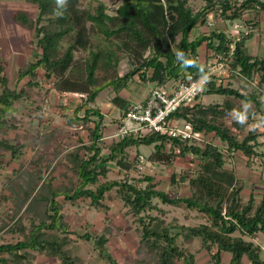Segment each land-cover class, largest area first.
<instances>
[{
  "label": "trees",
  "instance_id": "16d2710c",
  "mask_svg": "<svg viewBox=\"0 0 264 264\" xmlns=\"http://www.w3.org/2000/svg\"><path fill=\"white\" fill-rule=\"evenodd\" d=\"M28 1L36 5L35 19L32 20L25 13H18L15 19L34 28L40 54L33 62L18 69L17 80L28 77L27 85L38 84L37 71L43 70V77L55 91L80 95L81 102L66 122H92L93 126L88 127L92 130L88 143L80 139L78 146L66 150L59 158L60 163L71 172L72 178L67 184L53 185L54 178L42 177L39 167L37 171L28 172L30 176L26 183L29 185L19 186L23 196L15 197L18 200L13 204L18 208L26 204L25 211H33L34 215L28 225L19 218L14 221L10 232H16L19 238L14 243L0 244V264L22 262L28 258L26 250L60 255L63 264H70L68 253L62 249L67 238L48 233V230L63 234L69 232L59 198L71 203L83 200L89 206L106 208L103 200L113 189L126 207V212L136 218L140 226L139 244L146 247L154 264H175L176 261L196 264L195 253L182 244L193 239L200 240L199 250L209 254L211 264H223L224 253L229 255L227 264H245L244 259L250 264H264L260 256L261 247L254 242L259 234L264 238V180L259 202L253 191L243 200L242 180L233 168L225 166V156L229 154L242 155L247 166H251L253 157L262 156L257 150L261 145L259 133L252 129L239 139L224 122L235 111V100L253 103V111L246 112V118L255 114L264 118L262 95L243 93L212 79L207 82L202 94L223 96L222 102L205 105L198 101L193 106L182 105L170 114V118L185 120L194 132L212 134L225 144L223 148L212 141L199 146L187 138L164 132L121 134L105 146L101 142L103 135L98 132L104 115L93 105L100 90L112 87L115 94L110 102L118 108L120 117H124L134 102L119 93L134 75L144 83H150V87L156 85L164 88L170 81H185L205 74L208 55L201 60L198 54L202 44H205L206 51L212 53V57H219V61L227 63L232 76L240 75L251 80L256 75L258 85L264 87V56L251 55L248 51L247 41L254 35L252 29L236 37L222 30L211 29L190 39L191 31L206 24L208 14L214 9L218 8L222 17L233 21L251 9L264 11V0H202L204 5L197 11L192 9L188 0H120L113 13H109L102 2L91 9L89 5L84 6L81 0H66L63 7L57 0ZM95 37L102 39L96 42L93 40ZM80 52L86 54L77 56ZM119 53L125 55L131 64L123 75L118 71ZM0 83L2 169L6 166L4 159L7 151L10 160L21 152V145L2 137L13 126L8 124L6 115L14 111V103L27 99L29 94L23 88L10 87L4 76L0 78ZM233 125L242 129L244 124L234 121ZM48 138L43 137L45 140ZM165 143L176 148L177 153L165 154ZM141 145L154 146L149 157L153 160L171 161L176 157L184 158L187 154L198 159L193 175L180 176L181 180H187L188 195L170 196L158 188L163 179L156 176L130 175L139 161L138 151L131 157L130 149L138 150ZM104 149L107 150L106 154ZM60 153L56 151L55 156ZM43 157L45 155L40 153L34 162L38 164ZM50 164L51 160L47 161V169ZM111 164L122 172V178H109ZM170 181L176 182L175 174L171 175ZM15 195L19 196L17 193ZM154 200L162 204H184L189 210L196 211L203 222L169 225L161 216L152 213L162 210ZM173 228H177V232H173ZM82 238L100 247L107 241L104 235L97 237L88 232L83 233ZM179 238L183 242L179 243ZM107 258L109 264H117L111 256Z\"/></svg>",
  "mask_w": 264,
  "mask_h": 264
},
{
  "label": "rangeland",
  "instance_id": "374dc122",
  "mask_svg": "<svg viewBox=\"0 0 264 264\" xmlns=\"http://www.w3.org/2000/svg\"><path fill=\"white\" fill-rule=\"evenodd\" d=\"M84 6L89 5L91 9H94L99 2H102L106 5L107 11L113 13L115 8L120 4V0H81ZM188 4L192 7L194 11H197L200 7L204 5L202 0H188ZM244 18L238 20H229L225 19L219 14L218 8L214 9L208 14L207 23L204 25H199L195 27L190 33V39H193L200 32H209L211 29H217L225 31L227 35L231 37H236L241 32H247L252 29L254 33V38L252 37L247 41V46L249 47L248 51L251 55L264 56V11H259L258 9H251L243 13ZM102 37L93 38L94 41L99 42ZM199 59L204 60L206 54L208 55V60L206 65L209 69L213 70V73L206 75V81H215L221 82L225 85H230L239 91L246 92H255L260 94L264 98V87L258 85V78L256 75L253 79L247 80L240 75L232 76L230 72L224 73V68L226 69L227 63L225 61H220L217 58L212 57V53L206 51L205 44H202L198 49ZM85 52L77 53V56H84ZM119 63L118 71L121 75L125 74L130 68L131 64L128 61L127 57L122 53H119ZM222 64L220 72H218V66ZM214 70L217 71L214 74ZM222 71V72H221ZM212 72V71H211ZM16 74L13 76L12 83L13 86L17 89L25 88V84L16 80ZM47 84V83H46ZM175 83L170 81L164 87L165 90L169 91ZM150 83H144L141 81L137 75H134L133 79L130 80L126 87L120 90V95L129 99L130 101L137 103L141 102L148 94L150 89ZM174 87V86H173ZM45 86H42L38 90V93H30L31 99L35 102H39L38 107H41L44 103H49L48 92ZM114 90L112 87H106L100 90L95 99V103L99 107H108L110 105V99L114 96ZM33 97H36L35 99ZM48 98V99H47ZM69 102V99H67ZM223 96L217 94H201L198 97V101L203 104L219 103L222 102ZM236 109L231 112L225 119L224 122L231 128L232 132L239 138L242 139L245 134L252 129L263 130L264 132V118L260 117L258 114L253 115L251 118H246V112L253 111V103H245L242 100H235ZM93 104V105H94ZM16 114L10 112L6 115L8 124L13 126L9 127L7 134L2 137L10 138L11 142L20 145V133L19 130H26L28 128L27 121L28 118L26 115V104L25 102L18 101L15 103ZM107 105V106H105ZM115 107V106H114ZM111 107L110 114L108 117H104L100 131L103 137L109 136L110 131L108 127L110 125L116 124L117 130L120 129L121 123L119 121V114L117 110ZM41 110V109H40ZM39 111V110H37ZM36 110H29V113L37 112ZM82 115V111H80ZM31 114H29L30 117ZM65 121L67 119L66 115ZM263 117H264V108H263ZM51 125L44 126L42 120L41 124L37 125V135L38 137H51L48 140H45L43 146L40 145V148H33L34 142L27 139L33 143L31 149H27L28 152L18 154L16 158L10 160L9 151L6 152L4 160L6 161L2 169H0V225L1 228L6 227L8 224H11L6 230L0 229V242L1 241H17L16 237L9 236L10 228L13 227L14 221L17 218L21 222L28 225L29 219L32 218L33 211H25V205L22 207H17L13 204V201H16L15 197L22 198V190L19 186H26L29 183H26V180L29 178L28 172L35 171L37 167L42 169V177L51 176L54 178L53 185H58L60 183L67 184L69 178L71 179V172L67 171L66 167L60 163L59 158L63 156L65 151L72 146V143L77 140V137L81 139L89 140L91 137L92 130L88 128L93 126L92 122L79 124L76 121L73 124H68L64 121L61 116L56 114H48L45 117ZM96 120L97 118L94 117ZM41 120V119H39ZM238 122L240 125H243L242 129L233 125V122ZM106 123V124H105ZM131 127L132 123L124 119V126ZM177 125L180 129H184V123L182 120L177 121ZM255 125H258L256 127ZM51 129V130H49ZM14 130L18 132L14 133ZM116 130V131H117ZM42 132V133H41ZM10 133V134H9ZM105 133L107 135H105ZM261 133V131L259 132ZM35 136L34 134H31ZM117 137V135H115ZM70 137H76L73 141ZM43 140V139H42ZM41 140V141H42ZM212 141L217 144L220 148L224 147V143L221 142L218 138L212 136V134H201L196 138H192L191 142L203 146L206 142ZM58 149V150H57ZM258 152L262 153V158L257 157L258 160L253 162L251 166L252 170L258 171L259 177L261 180L264 178V147ZM56 151L61 152L60 155H56ZM139 153V161L137 162L135 168L130 171V175L137 177L140 175H152L156 178L163 179V182L158 185L159 189L166 191L170 196L179 195L186 196L189 194V188L187 185V180H181L180 176L184 174L193 175L197 170L198 159L192 154H187L184 158L176 157L172 158L171 161H158L150 159L151 153L154 151V146L141 145L138 150L134 148L130 149L131 157ZM164 153H177L176 148H172L169 143H165ZM42 153L45 157L41 158L38 164L34 162L38 158V155ZM240 154L226 155L225 156V166L232 167L234 166L237 170V174H244L248 171V166L245 158ZM40 159V160H41ZM51 160V164L47 169V161ZM261 162V163H260ZM17 170V171H16ZM37 171V170H36ZM38 174V173H35ZM176 175V182L171 183V175ZM110 179H120L122 178V172L118 170L114 164H111V169L108 173ZM36 181V180H35ZM248 181V179H247ZM260 180L257 182H252L253 192L256 193V198H258L257 192L262 190L260 186ZM249 187V184H247ZM36 190L33 192L35 193ZM19 196H16L15 194ZM259 193V192H258ZM248 190L242 192L241 196L243 200H246L248 197ZM15 199V200H14ZM5 200V201H4ZM10 200L11 204L7 202ZM61 202V213L63 214V220L68 226L69 232L63 234L60 231L48 230V233H53L58 238L66 237V243L63 244L62 249L66 250L69 256L70 264H109L107 256H111L117 264H154V259L147 251L146 247L140 246V230L139 224L136 221V218L131 214L127 213L126 207L123 205V202L116 197L115 189L106 194L103 203L106 208L103 207H94L89 206L86 201L77 200L74 203L65 201L61 197L59 198ZM157 205L162 209L160 211H152L153 214H158L161 216L165 223L169 225H195L200 222H203V219L199 217V214L194 210H189L184 204L172 205V204H162L157 200H154ZM3 203H7L8 206H4ZM35 208V206H33ZM2 230V231H1ZM177 228H173V232H177ZM88 232L97 237L104 235L107 238L106 243L103 247L98 246L95 242L86 240L82 238V234ZM12 233V232H11ZM10 234V233H9ZM18 239V238H17ZM263 235H258L254 238V242L260 245V256L264 259V248H263ZM178 242H183L181 238L178 239ZM190 252L195 253L196 255V264H211L209 254L205 250L200 249V240L193 239L189 243H182ZM28 260L25 262H20L16 264H63L62 258L60 255L52 256L45 252L39 251H29ZM229 255L224 253L222 257V263L227 264ZM245 264H250L249 261L244 259ZM175 264H180L179 261H176Z\"/></svg>",
  "mask_w": 264,
  "mask_h": 264
},
{
  "label": "crops",
  "instance_id": "0c3cea01",
  "mask_svg": "<svg viewBox=\"0 0 264 264\" xmlns=\"http://www.w3.org/2000/svg\"><path fill=\"white\" fill-rule=\"evenodd\" d=\"M18 13H25L26 15H28L29 18L34 20L36 15H37L36 5L29 2L28 0H0V78L4 76L7 79V84L10 87H14L13 83H12V79H13V76L15 75V73H17L18 69L26 63L33 62L40 54V49L36 45L34 28L16 20L15 15H17ZM244 16L245 15H242L243 18H244ZM236 20H238V19H236ZM248 49H249V47H248ZM37 76H38V84H34L32 86L27 85V82L29 80L28 77H24L19 81L26 85L24 89L28 92L29 97H30V93L34 92L35 94H37L38 90L40 88H42V86H45L48 89L47 92H48V98H49L48 102L49 103L46 102V103L42 104L41 107H38V104H40V103L35 102L33 99H31L29 97L27 99H21L20 100V101L23 100L25 102L26 107H27L25 112H26V115H28L27 116L28 128L26 130H23V131L19 130V133H20L19 135L21 136L20 137V143H19L21 145V148H20L21 154L22 153L24 154L23 151L28 152L27 149H31V146L33 145V143H31V141L25 140V139H27L28 136H30V137H28V139H30V140H32V142H34L33 148L37 149V148H40V145L43 146L42 142H45V139H43L42 137H38L36 129H37V125L41 124L42 120H46L45 119L46 115L51 114V113L56 114L58 116H61L65 121L64 116L65 115H66V117L72 116L74 108H76L78 106V104L81 102L80 95H78V94L58 93L57 91H55L51 87V83L43 77V70H38ZM16 80H17V74H16ZM1 90H2V85L0 83V92H1ZM34 93H32V94H34ZM33 98L35 99L36 97H33ZM67 99H69L68 104L66 102V101H68ZM94 106L99 108L100 112L104 115V117H108V114H110V111H111V107H114L111 103L108 107H105L106 110H104L103 107H99L97 104H94ZM105 106H107V105H105ZM13 107H14L13 114H16L15 103H14ZM114 108L117 110V113L120 115V111L118 110V108L117 107H114ZM29 110H33V111L39 110V111H37L35 113L33 112V114H32V113H29ZM29 114H31L30 117H29ZM39 119H41V120H39ZM66 121H67V119H66ZM43 122H45V123H43L44 126L49 127L51 125V123L48 120L43 121ZM77 123H79V122H77ZM255 126L258 127V125H255ZM49 130H51V129H49ZM108 130L110 131L109 136L101 138V142L105 146L112 143L113 140L117 138L115 136L117 133L116 124L110 125L108 127ZM256 131L258 132V130H256ZM260 131H261V133H259ZM262 131L263 130H259V132H258L259 133L258 141L261 143V145L259 147L260 150L262 149V147H264V132H262ZM16 132H18V131L14 130V133H16ZM31 134H34L35 136H32ZM105 135H107V134L105 133ZM50 138H48V139H50ZM70 138L74 141L76 137H70ZM9 139L11 142V137ZM80 139H81L80 137H77V140H75L72 143V146L70 148H68L67 150L73 149L76 146H78L80 144L79 141L83 140V139H81V140ZM83 141L85 143H88L90 141V137H89V140L85 139ZM11 143H14V142H11ZM14 144H16V143H14ZM103 152H104V154H106L107 150L104 149ZM24 155H26V154H24ZM260 157L261 156H259V158ZM245 164H246V162H244V165ZM252 165H253V163L251 164V166ZM251 166H248V171L245 172L246 178L244 177V174H239V173L237 174V172H236L237 169L234 166H232V167L230 166L229 168H233L235 170L237 176L242 180V182L244 184L243 192H245L247 190H248V193L253 191V190H251L252 189V182L253 181L257 182L260 180L259 184L262 187V190L258 191L259 193L257 192L258 198H256L255 191L253 192L255 195L256 201L259 202L260 195L263 191V180H264V178L261 180V177H259V175H258L259 174L258 171L252 170ZM247 179H248V181H247ZM247 184H249V187L247 186ZM7 202L10 203L11 201L7 200ZM3 205L5 207L8 206L7 203H3ZM24 224H26V223H24ZM9 226H11V224H8L6 227L1 228V225H0V229L6 230ZM8 235L16 237V240H18L17 238H19V235L16 232L15 233L8 232ZM8 242L14 243L16 241H1L0 244L1 243H8ZM27 251L31 252V251H37V250H26V252ZM27 260L28 259H23L22 262H25Z\"/></svg>",
  "mask_w": 264,
  "mask_h": 264
},
{
  "label": "built area",
  "instance_id": "2783aa9c",
  "mask_svg": "<svg viewBox=\"0 0 264 264\" xmlns=\"http://www.w3.org/2000/svg\"><path fill=\"white\" fill-rule=\"evenodd\" d=\"M219 63L221 62L219 61ZM220 66H218V72H220L219 69L223 68L222 64ZM211 69L207 66L205 74L195 79L187 78L185 81L174 82V87L172 86L169 91L156 85L151 86L145 99L141 102L134 103L126 115L119 118L122 125L117 130L116 135L130 133L143 135L150 132H164L172 136L187 138L191 141L192 138L203 134L192 131L190 125L185 120L170 118V114L182 105L193 106L198 102V97L202 94L207 84L206 75L213 73ZM223 70L224 73L229 72L227 66ZM215 72L217 71L214 70ZM124 119L130 121L132 126H124ZM178 120H182L184 129L178 127ZM252 160L255 162L258 158L253 157Z\"/></svg>",
  "mask_w": 264,
  "mask_h": 264
},
{
  "label": "clouds",
  "instance_id": "9594fccd",
  "mask_svg": "<svg viewBox=\"0 0 264 264\" xmlns=\"http://www.w3.org/2000/svg\"><path fill=\"white\" fill-rule=\"evenodd\" d=\"M57 3L63 7L66 3V0H57Z\"/></svg>",
  "mask_w": 264,
  "mask_h": 264
}]
</instances>
